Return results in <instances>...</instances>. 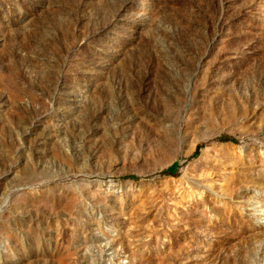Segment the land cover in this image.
<instances>
[{"label":"rangeland","instance_id":"374dc122","mask_svg":"<svg viewBox=\"0 0 264 264\" xmlns=\"http://www.w3.org/2000/svg\"><path fill=\"white\" fill-rule=\"evenodd\" d=\"M0 264H264V0H0Z\"/></svg>","mask_w":264,"mask_h":264},{"label":"trees","instance_id":"16d2710c","mask_svg":"<svg viewBox=\"0 0 264 264\" xmlns=\"http://www.w3.org/2000/svg\"><path fill=\"white\" fill-rule=\"evenodd\" d=\"M214 139L217 141H232V142H237L239 140L236 136L230 135L227 133L219 134V135L215 136ZM200 145H201V143L196 145V148L193 152V156L198 154V147ZM157 174H171V171L169 169H162V170L158 171ZM141 177L142 176L137 175V174H125V175L121 176V178H132V179H139Z\"/></svg>","mask_w":264,"mask_h":264}]
</instances>
